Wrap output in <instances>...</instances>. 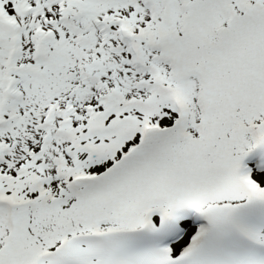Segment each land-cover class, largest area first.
Masks as SVG:
<instances>
[{"label":"snow or ice","instance_id":"6c2138e0","mask_svg":"<svg viewBox=\"0 0 264 264\" xmlns=\"http://www.w3.org/2000/svg\"><path fill=\"white\" fill-rule=\"evenodd\" d=\"M0 264H264V0H0Z\"/></svg>","mask_w":264,"mask_h":264}]
</instances>
